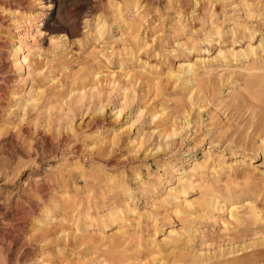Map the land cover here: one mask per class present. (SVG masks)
Segmentation results:
<instances>
[{
	"label": "rangeland",
	"instance_id": "374dc122",
	"mask_svg": "<svg viewBox=\"0 0 264 264\" xmlns=\"http://www.w3.org/2000/svg\"><path fill=\"white\" fill-rule=\"evenodd\" d=\"M15 9H44L28 70ZM97 67L113 79L92 86ZM109 109L137 151L110 145ZM263 138L264 0H0V264H264Z\"/></svg>",
	"mask_w": 264,
	"mask_h": 264
},
{
	"label": "bare ground",
	"instance_id": "6f19581e",
	"mask_svg": "<svg viewBox=\"0 0 264 264\" xmlns=\"http://www.w3.org/2000/svg\"><path fill=\"white\" fill-rule=\"evenodd\" d=\"M196 4V3H195ZM45 6V5H44ZM50 5L47 6V8L49 7ZM194 6V5H193ZM121 13V12H120ZM43 14H44V9H42L41 11H37L34 9V11H31V12H22V11H18V10H11L9 11V20H10V25L13 26L14 28V37H12V40L10 41L9 45H8V49H9V52H11V55H12V58H13V62L16 66H19L20 68H25V69H30L34 62H35V53L36 51L34 52L33 50V46L32 45H28L26 43V40L29 39L31 37V33L29 32V28L32 27L33 25V21L37 20V21H42L45 16L43 17ZM122 14V13H121ZM117 16V15H116ZM119 17V16H118ZM121 17V16H120ZM119 23H121L119 21ZM42 24V23H41ZM109 29L106 25V22L102 19H99V17H96V21L94 23V30L95 32H97V36H98V39L101 38L102 36V32H104L105 30ZM95 34V33H94ZM85 35V34H84ZM90 36V35H89ZM84 37V36H83ZM14 38V39H13ZM61 38H64V36L62 35L60 37ZM249 43V42H248ZM251 46V45H250ZM35 47V45H34ZM57 47L60 49V51H62V47H63V44H57ZM104 50V49H103ZM109 50V49H108ZM252 52V51H251ZM38 53V52H37ZM234 53V52H233ZM255 53V52H254ZM61 54V52H60ZM40 55V54H39ZM56 56V55H55ZM103 57H105V54H102ZM253 56V55H252ZM106 58V57H105ZM235 57L232 56V59H234ZM107 60V59H106ZM224 61V60H223ZM50 62H52V59L50 60ZM107 62V61H106ZM186 63V62H185ZM105 64V63H104ZM182 64V63H181ZM192 64V63H191ZM191 64H186L185 66L184 65H181L182 67L178 70V73H174V75L172 76L174 78V82H178L179 84H182V85H186V88H188V93L187 95L191 98V105L192 106H195L198 104V100L200 99V96H199V91L197 90V85H196V82H195V74H196V68L193 67V65ZM48 65V64H47ZM106 65V64H105ZM50 66V65H49ZM110 69V68H109ZM107 67H104V68H100V67H97L95 68V70L91 73V77H92V86L98 84V80L100 81L101 77H113L114 75V72H112L111 70H109ZM120 69V68H119ZM143 69V68H142ZM175 70V69H174ZM50 71V70H49ZM238 72V71H237ZM236 72V74H237ZM41 73V72H39ZM231 74V73H230ZM125 75V74H124ZM122 75V76H124ZM116 76V75H115ZM129 75H127L126 77H128ZM125 77V76H124ZM130 77V76H129ZM87 78H90V77H87ZM50 79V78H49ZM113 79V78H112ZM127 79V78H126ZM53 79H51L52 81ZM110 80V79H109ZM129 80V79H128ZM222 80V79H221ZM55 81V80H54ZM114 80H112L113 82ZM167 81V80H166ZM165 81V82H166ZM53 82V81H52ZM98 82V83H97ZM116 82V81H114ZM155 82H157L155 80ZM168 82V81H167ZM158 83V82H157ZM233 84V83H232ZM235 84V83H234ZM43 86V85H42ZM178 86V85H177ZM42 88V87H40ZM39 88V89H40ZM93 87H91L92 89ZM230 88V87H229ZM39 89H36V90H39ZM44 89V88H42ZM96 89V87H95ZM181 89V88H180ZM41 90V89H40ZM183 90V89H182ZM34 92V91H33ZM31 93H28L30 96H31ZM39 94V93H38ZM95 94V92H94ZM164 95V94H163ZM162 95V96H163ZM26 97V96H25ZM21 99V98H20ZM18 99V100H20ZM37 99V98H36ZM18 102V101H17ZM21 102V101H20ZM25 102V101H23ZM35 103V102H34ZM33 103V104H34ZM16 108L15 109V113L17 115V119L20 121V123L22 122L21 120H25L24 119V115L26 114L24 111L25 109H23V107L21 106H18L16 104ZM202 106V104H201ZM15 107V106H14ZM26 107V105H25ZM198 108L200 109V104L198 105ZM203 108V107H202ZM201 108V109H202ZM97 109V108H96ZM198 109V110H199ZM110 110V109H109ZM187 110V109H186ZM11 111V110H9ZM99 111H102L101 109ZM142 111V110H141ZM8 112V111H7ZM162 112V111H161ZM20 113V114H19ZM159 114V113H158ZM163 114V112H162ZM185 114V116H183V120H185L183 122L184 125H186L189 120L188 118L190 117L189 116V112L187 111L186 113H183ZM200 114V112H199ZM8 115V113H7ZM108 115L110 116L111 118V121L114 125H110L108 127H106L107 131H110L111 132V136L110 138L108 139L109 140V143L110 145L112 146H116L119 142L123 143L126 147H130L132 148L131 150H134V151H137L136 149L140 148L141 146V141L137 139V135H136V132L138 131V129H136L134 131L131 130L132 132H135V133H131L130 135H125L127 134L126 130H130L132 125H130L128 128L127 126L126 127H121V126H118L116 127V124L119 125V122H121V120L124 118L123 115L121 114V110H117V111H113V110H110L108 112ZM190 115H191V110H190ZM156 116V115H155ZM187 116H189L187 118ZM152 117V116H151ZM157 117V116H156ZM153 118V117H152ZM185 118V119H184ZM192 118V117H191ZM193 121V120H191ZM190 121V123H191ZM11 122V121H9ZM17 124V123H16ZM15 124V125H16ZM126 124V123H124ZM182 124V125H183ZM20 125V124H19ZM123 125V124H122ZM18 127V126H17ZM186 127V126H185ZM182 128V127H180ZM71 129V128H70ZM97 129V128H96ZM181 131V129H180ZM179 131V132H180ZM93 132V131H92ZM95 132V131H94ZM130 133V131H129ZM93 134H96V133H93ZM98 134V133H97ZM125 135V136H124ZM168 137H174L175 135H177V132L176 130L174 129V127L172 128V130L166 134ZM165 135V136H166ZM98 138V137H97ZM167 138V137H166ZM105 138H103L102 136V139L100 140L101 143H104ZM260 140L259 142V145L256 146V152H255V157L257 156H264V138L263 139H258ZM99 141V140H98ZM94 144V143H93ZM165 145V144H164ZM111 146V147H112ZM160 146V145H159ZM158 147V146H157ZM162 147V145H161ZM160 147H158L159 149ZM164 149V148H163ZM161 150V149H160ZM157 152V151H156ZM145 155V154H144ZM235 166H237V164L235 163L234 164ZM209 171V170H208ZM137 181V180H136ZM127 191V190H126ZM170 196V195H169ZM171 197V196H170ZM192 198V197H191ZM183 204L184 206L187 208V209H190L192 208L194 202H190V201H187L186 199L183 200ZM238 205V204H237ZM232 207V206H231ZM247 207V206H246ZM129 208V207H128ZM124 209V208H123ZM115 210V209H114ZM134 210V209H133ZM135 211V210H134ZM52 212V207H48L46 208L42 214H45V215H48V214H51ZM110 212V211H109ZM194 212V211H193ZM199 212V211H198ZM248 212V211H247ZM183 213V212H182ZM118 214V213H117ZM197 214V213H196ZM228 214V213H227ZM236 215V213L234 212L233 209L229 210V216L231 219H234V216ZM113 217V215H112ZM122 217V216H121ZM51 219V217H50ZM83 219V218H82ZM90 219V218H88ZM87 219V220H88ZM244 220V219H243ZM102 221V220H101ZM116 222V221H115ZM104 223V222H103ZM221 224V223H220ZM87 225V223H86ZM158 225V224H157ZM88 226V225H87ZM159 229V228H158ZM192 229V228H190ZM168 230V229H167ZM74 231V230H73ZM107 231V230H106ZM174 230H169L167 235L164 236L163 238H161L160 242L159 243H163V244H169L173 241V232ZM66 232V231H65ZM65 232H62L65 234ZM75 232V231H74ZM78 232V231H77ZM60 234V233H59ZM104 235V234H103ZM123 235V234H122ZM165 235V234H164ZM177 235V234H176ZM183 235V233H182ZM67 237V236H65ZM65 237H63L65 239ZM75 237V236H74ZM160 238V237H159ZM206 244V243H204ZM206 246V245H205ZM203 248V247H202ZM202 250V249H201ZM58 252V251H57ZM157 255V254H155ZM90 256V254H89ZM157 257V256H156ZM159 257V256H158ZM100 258V257H99ZM208 258V257H207ZM105 259V258H104ZM144 259V258H143ZM150 259V258H149ZM106 260V259H105ZM156 260V259H155ZM154 260V261H155ZM108 261V260H107ZM142 261V260H141ZM159 261V260H158ZM161 261V260H160ZM151 263V262H150ZM159 263V262H158ZM43 264V263H42ZM45 264V263H44ZM99 264H104V261H100ZM140 264H144V263H140Z\"/></svg>",
	"mask_w": 264,
	"mask_h": 264
}]
</instances>
